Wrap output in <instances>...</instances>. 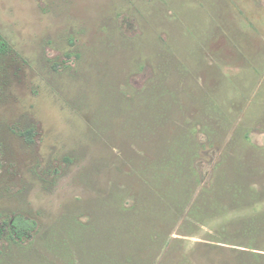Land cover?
Returning <instances> with one entry per match:
<instances>
[{"label": "rangeland", "instance_id": "rangeland-1", "mask_svg": "<svg viewBox=\"0 0 264 264\" xmlns=\"http://www.w3.org/2000/svg\"><path fill=\"white\" fill-rule=\"evenodd\" d=\"M0 37V264H264V0H0Z\"/></svg>", "mask_w": 264, "mask_h": 264}, {"label": "crops", "instance_id": "crops-1", "mask_svg": "<svg viewBox=\"0 0 264 264\" xmlns=\"http://www.w3.org/2000/svg\"><path fill=\"white\" fill-rule=\"evenodd\" d=\"M247 36H246V41H248L250 45L248 46V43L246 42L245 48L250 50L252 46V42H253V37L250 34H247ZM263 38L264 37H261V42H263L262 44L263 49L261 53L255 51L253 48V50L255 51L254 55L259 57V58H256V63L252 62L250 65V62L248 61L246 65L248 66L247 71L251 72V74L255 73L257 76H259V79L261 80V85L264 86V40Z\"/></svg>", "mask_w": 264, "mask_h": 264}, {"label": "trees", "instance_id": "trees-1", "mask_svg": "<svg viewBox=\"0 0 264 264\" xmlns=\"http://www.w3.org/2000/svg\"><path fill=\"white\" fill-rule=\"evenodd\" d=\"M7 50V44L4 42V40L0 37V53H4ZM15 229L18 230L19 224L17 222H13ZM0 245H1V239H0ZM1 254V252H0Z\"/></svg>", "mask_w": 264, "mask_h": 264}]
</instances>
